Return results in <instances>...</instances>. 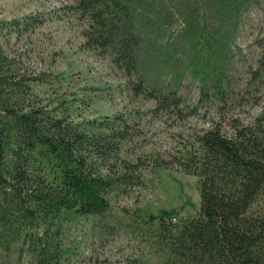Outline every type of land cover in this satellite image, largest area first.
Masks as SVG:
<instances>
[{
	"label": "rangeland",
	"instance_id": "374dc122",
	"mask_svg": "<svg viewBox=\"0 0 264 264\" xmlns=\"http://www.w3.org/2000/svg\"><path fill=\"white\" fill-rule=\"evenodd\" d=\"M158 1L143 8L162 14L166 26L151 41V61L126 70L88 39L92 21L76 0H0V51L30 84L25 101L88 120L94 132L106 130L97 123L111 126L117 151L101 172H129L128 183L106 192L105 213L64 227L69 252L61 264H166L141 218L195 214L198 178L159 158L169 161L202 128L229 130L233 118L247 122L264 110V0L227 9L217 0ZM0 264L32 261L14 245L0 250Z\"/></svg>",
	"mask_w": 264,
	"mask_h": 264
},
{
	"label": "trees",
	"instance_id": "16d2710c",
	"mask_svg": "<svg viewBox=\"0 0 264 264\" xmlns=\"http://www.w3.org/2000/svg\"><path fill=\"white\" fill-rule=\"evenodd\" d=\"M76 1L92 21V43L110 48L126 70L149 64L151 41L166 27L162 14H147L145 0ZM217 1L227 9L238 0ZM191 28L187 22L185 31ZM12 65L0 51V250L15 245L32 264H61L69 252L64 227L105 213L106 192L128 183L129 172H101L107 156L116 155L118 131L97 123L106 130L94 132L88 120L73 122L25 101L30 84ZM169 159L157 164L195 174L199 201L183 218H141L165 263L264 264V110L247 122L233 118L229 130L202 128Z\"/></svg>",
	"mask_w": 264,
	"mask_h": 264
}]
</instances>
